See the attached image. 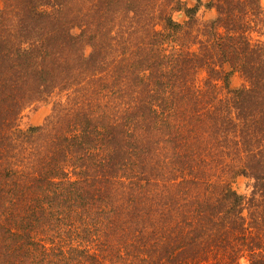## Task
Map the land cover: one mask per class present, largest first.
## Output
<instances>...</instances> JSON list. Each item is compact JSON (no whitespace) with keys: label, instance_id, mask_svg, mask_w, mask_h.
I'll list each match as a JSON object with an SVG mask.
<instances>
[{"label":"trees","instance_id":"1","mask_svg":"<svg viewBox=\"0 0 264 264\" xmlns=\"http://www.w3.org/2000/svg\"><path fill=\"white\" fill-rule=\"evenodd\" d=\"M0 264H264L261 0H0Z\"/></svg>","mask_w":264,"mask_h":264},{"label":"rangeland","instance_id":"2","mask_svg":"<svg viewBox=\"0 0 264 264\" xmlns=\"http://www.w3.org/2000/svg\"><path fill=\"white\" fill-rule=\"evenodd\" d=\"M262 5L264 7V0H261ZM201 10V18L203 19H208L212 16V12H202ZM177 18H180L178 15ZM241 80L235 76L232 78L230 85L232 87H237L240 84ZM50 113V105L45 102H39L29 108L28 110L25 111L24 116L21 120V127L26 128L28 126H38L41 125L46 118V116ZM234 188L239 192V193H245L246 192V181L242 178H239L236 180L234 184Z\"/></svg>","mask_w":264,"mask_h":264}]
</instances>
